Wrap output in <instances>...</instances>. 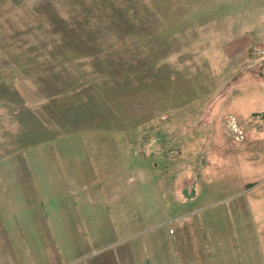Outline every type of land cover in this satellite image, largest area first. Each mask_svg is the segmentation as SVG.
I'll use <instances>...</instances> for the list:
<instances>
[{"label": "rangeland", "instance_id": "1", "mask_svg": "<svg viewBox=\"0 0 264 264\" xmlns=\"http://www.w3.org/2000/svg\"><path fill=\"white\" fill-rule=\"evenodd\" d=\"M135 238L264 264V0H0V264Z\"/></svg>", "mask_w": 264, "mask_h": 264}, {"label": "crops", "instance_id": "2", "mask_svg": "<svg viewBox=\"0 0 264 264\" xmlns=\"http://www.w3.org/2000/svg\"><path fill=\"white\" fill-rule=\"evenodd\" d=\"M240 45L238 46L240 47ZM153 241L148 242V245L151 247V249H148L149 253L144 250L142 240L140 241L135 238L128 243L129 251L131 252V256H133L135 264H159L161 257H163V259L167 258V264H179L176 251L172 249L165 251L166 246L163 242H157V239ZM153 251H155V253Z\"/></svg>", "mask_w": 264, "mask_h": 264}]
</instances>
